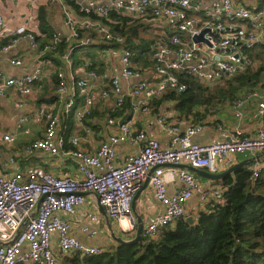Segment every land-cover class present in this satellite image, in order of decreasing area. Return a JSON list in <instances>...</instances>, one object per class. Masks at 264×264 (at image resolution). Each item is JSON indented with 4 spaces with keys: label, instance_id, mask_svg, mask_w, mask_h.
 Returning <instances> with one entry per match:
<instances>
[{
    "label": "built area",
    "instance_id": "1",
    "mask_svg": "<svg viewBox=\"0 0 264 264\" xmlns=\"http://www.w3.org/2000/svg\"><path fill=\"white\" fill-rule=\"evenodd\" d=\"M28 1L38 9L50 0ZM57 1L63 6L64 24L68 30L66 38L54 34L48 42L41 44L37 39L40 26L38 17L30 15L22 26L14 30L5 26L0 14V55L21 40H26L30 50L35 51L42 60L47 54L59 53V46L65 43L67 51L59 53V57L71 68L75 47L93 45L96 41L105 42L108 48L103 52V57L111 56L116 48H120V73L88 70L91 82L60 71L56 74V93L66 97L64 115L70 116L75 126L87 135L91 133L87 119L95 104L92 92L99 83L107 82L108 89L101 91L100 96L103 99L114 97L116 108L123 109L130 101L132 117L123 123L109 118L108 124L117 125L119 132L109 136L93 152L81 148V135L66 138L59 133L61 112L42 107L35 114L18 119L17 128L21 131L23 125L30 121L46 128L41 138L23 146L22 156L38 151L50 157L61 156L75 163L79 176H55L40 165H30L10 175L0 173V264H59L54 250L56 244L63 258H71L75 254L82 257L98 255L108 250L85 246L70 235L72 224L66 217L75 216L83 208L87 194L97 197L107 219L116 222L122 233L126 234L128 230L136 234L137 217L133 202L149 177V186L164 207V211L143 229L142 238L146 242L153 240L160 231L179 220L194 218L187 205L195 194L207 204L214 201L224 205L226 202L227 187L218 184L205 191L192 172L179 166L187 165L221 174L237 164L239 155L264 160L263 127L248 135L240 128L229 130L220 125V138L202 145L194 142L193 138L205 130V124L191 123L182 131L175 122L158 117V125L172 136L168 147H163L158 140L135 129L136 116L149 115L155 100L163 98L168 91L183 94L188 90V85L180 80L179 74L195 77L214 90L227 88L234 78L248 70L256 71L261 62L253 60L248 52L264 46V5L253 12L236 0H212L205 9H202L200 0ZM112 12L130 19H147L152 24L156 37L152 60L157 81L141 79L129 92L123 89L122 82L140 77V72L133 62V52L127 46L126 37L114 32L103 21L117 23L110 19ZM201 12L202 16L196 17ZM205 30L209 31L203 34ZM202 34L203 41L196 42L195 38ZM9 37H12L11 43L4 44ZM11 63L22 65L21 60H12ZM90 67L91 64L87 62L85 69ZM42 76L41 65L35 67L32 73L19 77H8L0 71V97L6 96L12 88L28 97L33 93V85ZM258 97L260 100L254 117L262 122L264 96L257 92L232 104L234 116L242 121L245 106ZM80 98L84 100L82 105H79ZM16 106L22 109L24 102H18ZM25 133L29 134L30 131L25 130ZM16 139L15 134L0 133V146L11 147ZM125 143L135 146L137 152L125 156L120 163L117 148ZM5 163L15 165L16 160L9 157ZM249 170L252 172L251 179L255 180L264 170V164L256 162L250 165ZM168 171L173 172L183 184L174 195L167 191L164 176ZM36 209L37 213L33 215ZM86 216L89 224L82 223L80 230L89 237H95L100 230V217L92 211L87 212ZM123 221L129 224L127 230L122 225ZM55 235L58 236L56 243Z\"/></svg>",
    "mask_w": 264,
    "mask_h": 264
},
{
    "label": "crops",
    "instance_id": "2",
    "mask_svg": "<svg viewBox=\"0 0 264 264\" xmlns=\"http://www.w3.org/2000/svg\"><path fill=\"white\" fill-rule=\"evenodd\" d=\"M211 1L212 0H200L202 9L209 7ZM236 1L253 12L259 11L264 5V0ZM63 2H65V0ZM0 14L4 19L5 26L14 30L22 26L25 23L26 18L30 15H35L36 17H38L40 26L37 34V39L41 44H45L46 42H48L54 34L58 35L62 39L66 38L68 35V30L64 24L63 6L57 0H50L48 3L41 4L38 9L33 3H30L28 0H0ZM201 16L202 12L196 15V17L198 18H200ZM42 17L46 20V22L44 23V27L49 28L48 32L44 31L41 27ZM127 19L128 27L134 26L133 24L137 23H150V21L147 19ZM11 41L12 37L6 38L4 40V44H9L11 43ZM138 41V39H135L134 44H137ZM147 41H153L154 47V43L156 41L154 33L150 38L147 39ZM65 45V51H67L68 46L67 44ZM93 45L106 46V48L100 51H96V68L93 67L94 62L86 59L87 57H85V54H81L78 58L73 57V51L71 57L72 67L70 68L60 59L59 53L61 52L59 48V53L47 54L42 58V60H40L38 58V54L35 53V51L30 50L28 42L26 40H21L8 52H4L0 55V71L8 77H19L22 75L30 74L38 65H41L43 69L42 79L40 81H37L33 85V93L30 96L24 97L20 95L16 88H12L9 90L6 96L0 97V133L15 134L17 137L16 142L11 147L0 146V173L10 175L18 170L25 169V167L27 166L40 165L44 170L52 173L55 176H79L75 163L69 161L68 159L62 158L61 156L50 157L48 154L40 151L26 157L22 156L21 150L23 146L41 138L45 134L46 128L38 122L30 121L23 125V130L21 131L17 128V121L22 116L35 114L42 107H48L55 112H61L62 115L61 123L59 126V133L66 138L74 135H81V148L88 152L97 150L109 136L116 135L119 132L117 125L112 126L108 124L109 118H114L116 121L118 120V123H121L123 120L124 122H126L132 117V113L130 112V101L126 103V106L123 109H118L116 108L114 97L103 99L100 96L101 91H103L104 89H108L107 82L99 83L92 92L95 98V104L92 108L91 114L87 119V127H89L91 131L89 135H87L84 130L77 128L70 116L64 115L63 106L66 102V97H61L56 93V74L58 72L62 71L66 74L72 73L77 78H86L92 82V79H89L87 75L88 70H93L98 73H120L122 70L120 48H116V52L111 56L103 57V52L108 48V45L102 41H96ZM127 46L129 45L127 44ZM12 60H21L22 65H13L11 63ZM151 61L153 62L152 57ZM87 62L91 64L90 69H85V64ZM134 64L140 72V77L134 78L129 81L124 80L122 82L123 89L126 92H129V90L132 89L141 79H146L150 82L157 81L154 62L153 65L148 67H142L136 63ZM254 92H257L260 96H264L263 87L256 88ZM163 98L155 100L152 103V110L149 115L138 114L135 120V129L138 132H145L149 138L158 140L163 147H168L170 145L172 136L158 125V117H166L169 121L175 122L182 131L186 130L188 125H190L191 123L205 124V130L193 138L194 142L202 145L211 144L213 141L220 138V125L229 130L240 128L245 132V134L248 135L255 133L260 127L264 128V120L261 122V120L254 117L255 109L260 100L259 97L253 98L245 106V117L242 121L238 120L234 116V107L232 104L220 106L216 111H212L210 113H205V109L200 108L198 109V111H200L199 114H205V117L202 121H196V116L194 114L189 116L183 115L180 111L177 110L176 102L172 100H164ZM21 101L24 102V107L22 109H19L17 108L16 104ZM83 101L84 100L80 98L79 105H82ZM25 130H29L30 133L26 134ZM136 152L137 148L135 146H131L128 143L120 145L117 148V154L120 158L119 162L121 163V159L125 156L129 154H135ZM9 157L15 158V165L5 163L6 158ZM249 159H252V157L239 155L237 156V164ZM257 163L264 164V160H260ZM167 169H170V167H167ZM195 176L202 183L203 189L205 191H208L218 184H221L220 181H213L199 177L197 175ZM164 179L167 184L168 194L170 195L176 194L183 186V184L173 172L168 171L165 174ZM208 206L209 204L204 203L200 200L198 194H195L193 199L190 200L187 205L188 209L190 210V214L194 217L195 221L197 220V217L201 212L208 211ZM133 209L137 217V223L138 218H141L144 227L148 223L154 221L155 217L159 213L164 211L163 205L155 198L154 193L149 186V183L145 184L142 191L135 196ZM91 211L97 213L100 217L99 227L100 229H102L101 232L99 230L98 235L95 237H89L88 235L83 234L80 230L82 223L89 224L86 215L87 212ZM66 219L72 224L70 235L74 236L85 246H94L100 247L102 249H109L116 246L118 243L112 237L111 231L108 227V219L102 214L97 197L93 194H87L86 203L83 208H81L75 216H67ZM110 222L113 225L116 235L123 238L124 240H128L135 234V231L132 233L128 232L127 229L129 228V224L126 221L122 222L124 225V229L127 230L126 234L122 233L119 228L115 229L113 224L114 222ZM136 226H138V224ZM91 227L94 228V226ZM106 227H108V229H106ZM57 239L58 236L55 235V243L57 242ZM54 250L59 257V264H70L67 263L60 255L57 244L54 246Z\"/></svg>",
    "mask_w": 264,
    "mask_h": 264
},
{
    "label": "trees",
    "instance_id": "3",
    "mask_svg": "<svg viewBox=\"0 0 264 264\" xmlns=\"http://www.w3.org/2000/svg\"><path fill=\"white\" fill-rule=\"evenodd\" d=\"M93 19L96 18L93 16ZM110 19L117 23L103 21L128 39L133 62L142 67L153 65V41L140 38L139 27H128V19L117 12H112ZM45 22L42 17L41 27L48 32ZM135 39L139 40L137 44H134ZM104 48V45L78 47L73 50V57L85 54L96 68V51ZM65 49L66 45L62 43L60 52ZM248 54L253 60H260L261 65L256 71L248 70L234 78L227 88L210 90L195 77L179 74L188 90L183 94L168 91L163 99L176 102L177 110L183 115L194 114L196 121H202L205 114H199L198 109L204 108L205 113H210L220 106L233 104L256 88H264V46L256 47ZM249 167L238 169L220 181L227 187L225 204L211 202L208 211L201 212L194 224L182 219L175 227L160 231L153 240L146 242L141 238L132 244L117 243L98 255L82 257L75 254L64 260L70 264H264V170L252 180ZM135 235L128 240L134 239Z\"/></svg>",
    "mask_w": 264,
    "mask_h": 264
},
{
    "label": "water",
    "instance_id": "4",
    "mask_svg": "<svg viewBox=\"0 0 264 264\" xmlns=\"http://www.w3.org/2000/svg\"><path fill=\"white\" fill-rule=\"evenodd\" d=\"M121 12H124V10H120ZM209 30H205L203 32V34L207 33ZM203 34L199 37H196L195 38V41L196 42H200V41H203ZM124 120L121 122L123 123ZM261 159L259 157L257 158H253V159H249V160H244L240 163H238L237 165H235L234 167L230 168L229 170L221 173V174H212L210 172H207L205 170H201V169H196V168H193L191 166H187V165H183V166H179L180 168H183V169H187L189 170L190 172H192L194 175H197L199 177H202V178H205V179H209V180H213V181H221L225 176L229 175V174H232L233 172H235L236 170L238 169H241V168H244V167H247L249 165H252L256 162H259ZM154 172V169L150 172L149 176L152 175V173ZM150 178V177H149ZM149 178L147 179L146 183L145 184H148L149 183ZM100 210L102 212V214L106 217V214H105V211L103 209V207L100 206ZM37 213V209L35 211V213L33 215H35ZM187 222H189L190 224H194L195 220L194 218L190 217L187 219ZM138 228H137V233L135 235V238L132 239V240H124L123 238L121 237H118L116 235V233L114 232V228H113V225L111 224V222L108 220V227L111 231V234H112V237L119 243V244H132V243H135V242H138L139 240H141L142 238V232H143V229H144V226L142 224V220L141 218H138ZM0 245H2V243H0Z\"/></svg>",
    "mask_w": 264,
    "mask_h": 264
},
{
    "label": "rangeland",
    "instance_id": "5",
    "mask_svg": "<svg viewBox=\"0 0 264 264\" xmlns=\"http://www.w3.org/2000/svg\"><path fill=\"white\" fill-rule=\"evenodd\" d=\"M134 26H138L139 27V36L140 38H143L145 40H147L148 38H150L153 34V26L151 23H148V22H145V23H137V24H133ZM141 25V26H140ZM114 224V227L115 229H118V225L117 223H113ZM176 224H174L172 226L175 227ZM102 229H100V232H101Z\"/></svg>",
    "mask_w": 264,
    "mask_h": 264
},
{
    "label": "bare ground",
    "instance_id": "6",
    "mask_svg": "<svg viewBox=\"0 0 264 264\" xmlns=\"http://www.w3.org/2000/svg\"><path fill=\"white\" fill-rule=\"evenodd\" d=\"M122 225H123V223H122ZM123 227H124V225H123Z\"/></svg>",
    "mask_w": 264,
    "mask_h": 264
}]
</instances>
